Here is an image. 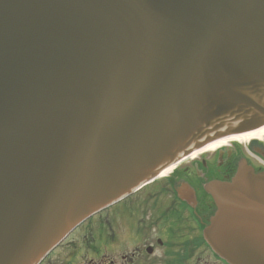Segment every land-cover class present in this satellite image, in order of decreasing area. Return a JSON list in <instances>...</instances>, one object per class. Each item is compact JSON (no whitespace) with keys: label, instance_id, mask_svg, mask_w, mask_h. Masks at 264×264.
<instances>
[{"label":"water","instance_id":"water-1","mask_svg":"<svg viewBox=\"0 0 264 264\" xmlns=\"http://www.w3.org/2000/svg\"><path fill=\"white\" fill-rule=\"evenodd\" d=\"M264 126V0H0V264H39L92 214ZM205 236L264 264V173L208 186Z\"/></svg>","mask_w":264,"mask_h":264},{"label":"flooded vegetation","instance_id":"flooded-vegetation-1","mask_svg":"<svg viewBox=\"0 0 264 264\" xmlns=\"http://www.w3.org/2000/svg\"><path fill=\"white\" fill-rule=\"evenodd\" d=\"M244 161L256 172L264 173V139H253L244 146L233 141L188 157L95 214L101 216V228L111 216L112 240L121 246L119 259L112 258L110 263L123 259V264H229L204 234L218 209L208 186L231 182ZM91 218L70 232L40 264L66 245ZM100 232L106 241L102 247L106 249L111 241L105 238L104 229ZM80 248L81 245L76 248L80 261L75 264H84ZM200 252L207 263L202 262ZM105 256L106 253L101 258Z\"/></svg>","mask_w":264,"mask_h":264},{"label":"rangeland","instance_id":"rangeland-1","mask_svg":"<svg viewBox=\"0 0 264 264\" xmlns=\"http://www.w3.org/2000/svg\"><path fill=\"white\" fill-rule=\"evenodd\" d=\"M236 143H238L240 146H244L246 142L237 141ZM107 218L108 220L105 222L104 228L99 227V221L101 219L100 215L91 218L84 225H82V227H80L77 232H75L74 236L66 245L63 244L64 246L52 253L43 264H75L76 262H79L80 256L77 253L78 251L76 248L80 245V254L84 256V264H111L110 260L112 258L119 259L121 249L119 251L118 248H121V246H118L115 244V242H113V228L111 227L113 222L111 216ZM103 219H106V213L104 214ZM101 229H104L106 232L105 238L111 241L108 243L106 249L102 247L106 241L101 236H99ZM127 250L128 249H124L122 251ZM104 253H106V256L101 258V255ZM201 256L203 258L202 262L204 260V262L207 263L203 254H201ZM195 260H193V262H195ZM116 264H123V259L121 262Z\"/></svg>","mask_w":264,"mask_h":264},{"label":"bare ground","instance_id":"bare-ground-1","mask_svg":"<svg viewBox=\"0 0 264 264\" xmlns=\"http://www.w3.org/2000/svg\"><path fill=\"white\" fill-rule=\"evenodd\" d=\"M253 139H264V126L259 127L252 131L244 132L241 134H234V135H230V136L215 140L211 143H208L206 146H204L201 150H198V151H214L221 146H225L226 144H229L232 141L248 142ZM167 171H164L163 173H166Z\"/></svg>","mask_w":264,"mask_h":264}]
</instances>
